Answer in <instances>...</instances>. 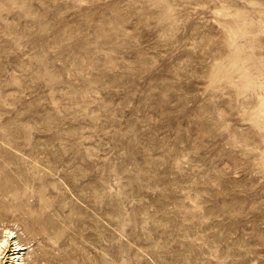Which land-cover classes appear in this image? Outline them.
I'll use <instances>...</instances> for the list:
<instances>
[{"label": "rangeland", "instance_id": "obj_1", "mask_svg": "<svg viewBox=\"0 0 264 264\" xmlns=\"http://www.w3.org/2000/svg\"><path fill=\"white\" fill-rule=\"evenodd\" d=\"M5 229L25 264H264V0H0Z\"/></svg>", "mask_w": 264, "mask_h": 264}, {"label": "bare ground", "instance_id": "obj_2", "mask_svg": "<svg viewBox=\"0 0 264 264\" xmlns=\"http://www.w3.org/2000/svg\"><path fill=\"white\" fill-rule=\"evenodd\" d=\"M75 180H77V179H75ZM3 184V183H2ZM5 184V183H4ZM15 184H18V185H20V183H19V181L18 180H16L15 181ZM3 186V188H2V191H3V193H4V195H5V192H7L8 191V189L7 188H5L6 187V185H2ZM103 203L104 204H106V206H108L110 203H109V201L108 200H106L105 199V201L103 200ZM110 207V206H109ZM107 208V207H106ZM4 210V211H3ZM105 210H107V209H105ZM2 211H3V213H2V216H5L6 214H8L9 213V211H6V209H4V208H2ZM57 212H61L60 210H58ZM106 235V234H105ZM103 236H101V238H102ZM106 237V236H105ZM105 237H103L102 238V241L104 240V241H106L105 240ZM107 238V237H106ZM17 233H15L13 230H9V229H5L4 230V232H3V234H2V236H1V238H0V251L1 250H3V248L10 242V241H14L15 242V253H16V255H17V257L13 260V264H25V259H24V257H25V255H23V252H25V251H27L28 250V248L26 247V246H24V245H21L20 243H18L17 242ZM103 241V242H104ZM107 244V243H106ZM59 248V247H58ZM65 264H66V262H65Z\"/></svg>", "mask_w": 264, "mask_h": 264}]
</instances>
